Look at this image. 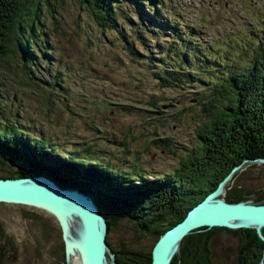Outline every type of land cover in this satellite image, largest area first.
Segmentation results:
<instances>
[{
    "label": "rangeland",
    "instance_id": "obj_1",
    "mask_svg": "<svg viewBox=\"0 0 264 264\" xmlns=\"http://www.w3.org/2000/svg\"><path fill=\"white\" fill-rule=\"evenodd\" d=\"M47 3L36 32L38 44L47 39V54L37 52L35 79L23 78L18 60L0 68V132L19 129L62 156L96 161L130 181L177 169L198 143L197 129L208 119L203 102L214 83L247 66L264 38V0H153L156 16H145L153 4L117 0L116 29L99 28L77 0ZM189 45L193 56L185 59ZM18 168L0 162V178H12ZM233 190L258 204L264 163L241 166L217 199ZM107 237L117 251L122 245L148 251L153 244L126 219ZM238 238L222 230L213 239L222 264L235 263L227 252ZM110 254L107 264H116ZM62 263L61 229L51 214L0 203V264Z\"/></svg>",
    "mask_w": 264,
    "mask_h": 264
},
{
    "label": "trees",
    "instance_id": "obj_2",
    "mask_svg": "<svg viewBox=\"0 0 264 264\" xmlns=\"http://www.w3.org/2000/svg\"><path fill=\"white\" fill-rule=\"evenodd\" d=\"M77 1L90 12L99 28H117V0ZM140 2L154 5L147 8L145 16H156L159 12L153 0H131L133 5ZM42 4L49 6L47 0H0V68L5 70L13 60H18L23 78L28 82L35 79L37 52L47 54L44 47L47 39L38 44L36 36L41 25ZM254 41L250 40V45ZM129 51L132 55H140L131 47ZM193 52L194 48L189 45L185 59L192 58ZM200 60L204 68L212 69L202 58ZM159 78L164 87L169 86L167 78ZM203 107L208 119L197 129V145L179 160L172 174L162 178L141 177L130 181L116 172L112 174L96 161L78 159L71 152L62 156L54 151L53 145L29 139L19 129L11 134L7 130L0 132V162L19 167V172L13 176L15 179L44 177L63 190H77L88 195L105 219L107 235L121 220L132 222L137 232L153 240L148 251L125 245L117 251L107 235L105 242L116 264H150L156 241L213 193L235 167L264 160V38L253 48L247 66L236 67L227 77L214 83ZM247 197L233 190L224 201L246 202ZM255 201L264 204V195L257 196ZM217 230L211 228V234ZM243 230L253 235L254 242L248 244L244 240L240 249L241 264H259L262 254L257 255L252 245H263V242L254 229ZM204 238L195 233L184 237L170 264H178L179 260L181 264H207L203 260L196 261L198 253L192 250L193 243Z\"/></svg>",
    "mask_w": 264,
    "mask_h": 264
},
{
    "label": "water",
    "instance_id": "obj_3",
    "mask_svg": "<svg viewBox=\"0 0 264 264\" xmlns=\"http://www.w3.org/2000/svg\"><path fill=\"white\" fill-rule=\"evenodd\" d=\"M264 163V160L258 161ZM235 167L219 187L199 202L174 227L154 244L150 264H170L181 240L202 228L231 230L254 229L264 241V204L227 203L217 199ZM0 203L38 208L51 214L59 223L65 248L66 264L74 251L78 264H107L105 253L112 255L105 242L106 223L95 203L77 190H63L44 177L0 178Z\"/></svg>",
    "mask_w": 264,
    "mask_h": 264
},
{
    "label": "flooded vegetation",
    "instance_id": "obj_4",
    "mask_svg": "<svg viewBox=\"0 0 264 264\" xmlns=\"http://www.w3.org/2000/svg\"><path fill=\"white\" fill-rule=\"evenodd\" d=\"M222 230H226L229 233H233V234L239 233V238H238L235 249L234 250H232V249L228 250L227 254L235 257V263L234 264H241V256L242 255H241L240 249L242 247V244L244 245V240H246L248 242V244L250 242H254L253 235L251 233L246 232L243 229L231 230V229H225V228H218V230L215 231L213 234H211V228L195 231L194 232L195 234L205 236L204 239L193 243L192 250H194L198 253V254H196L197 257L194 258L196 261H202L203 260L202 262L207 263V264H222L221 258L216 253V250H215L213 243H212L215 236ZM256 234L259 237V239L263 242V245H260V243H258V244H253L252 246L255 249L257 255L262 254V255H260L262 257V259L259 261V264H264V241L261 239V237L258 235L257 232H256ZM261 235L264 237V228H262V230H261ZM203 244L206 245L207 249H205V246H203ZM226 247H228V246L226 245ZM253 257L256 258L255 256H253ZM180 259H182L181 255H180ZM178 264H181V260L178 261Z\"/></svg>",
    "mask_w": 264,
    "mask_h": 264
},
{
    "label": "bare ground",
    "instance_id": "obj_5",
    "mask_svg": "<svg viewBox=\"0 0 264 264\" xmlns=\"http://www.w3.org/2000/svg\"><path fill=\"white\" fill-rule=\"evenodd\" d=\"M223 189H224V186L222 187L221 192ZM69 264H78V261L76 260V255H75L74 251L70 252V254H69Z\"/></svg>",
    "mask_w": 264,
    "mask_h": 264
}]
</instances>
